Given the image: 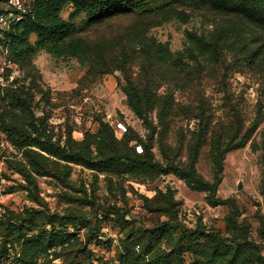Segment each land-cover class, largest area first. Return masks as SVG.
<instances>
[{
    "label": "trees",
    "instance_id": "obj_1",
    "mask_svg": "<svg viewBox=\"0 0 264 264\" xmlns=\"http://www.w3.org/2000/svg\"><path fill=\"white\" fill-rule=\"evenodd\" d=\"M3 3L8 0H0V15L5 12ZM202 10L226 17L225 24L217 22L207 33L188 30L189 45L182 51L173 52L168 41L151 33L152 28L172 19L188 22L193 13ZM14 11L20 18L8 29L0 26V55L8 47L13 60L27 70L29 82L20 83L16 78L4 87L0 84V129L21 153L10 164L24 176L31 194L38 191L37 176L70 184L72 164H78L105 174L111 188L115 177L147 183L173 174L191 190L205 192L208 204H226L229 211L224 230L208 226L200 217L190 225L181 216L182 202L175 189L167 184L165 189L158 188L153 200L142 195L145 209L158 217L151 226L135 217L126 218L121 208L114 207L119 234L116 257L111 261L96 257L88 244L106 242L95 228L89 225V233L82 238L75 230L77 219L70 213L35 207L13 212L0 222L4 226L2 246L6 249L23 242L20 264H34L39 252L52 255L43 264H56L53 260L57 258H63L62 264H264L263 210L259 239L249 221H239L235 199L218 196L226 155L245 147L264 121V91L250 126L227 91L220 109L197 95L187 101L176 95L192 90L201 79L200 58L217 65L226 52L233 51L251 69L264 71V58L256 57L260 48L253 46L244 29L250 23L264 30V0H28L25 11ZM102 27L109 29L96 36L89 34ZM39 49L57 57L77 58L87 67L80 82L119 71L118 85L125 103L147 131L146 138H136L142 152L126 137L129 127L121 138L116 125L101 115L96 117V130H86L82 139H74L69 132L63 144L54 140L35 108L41 101H51L33 63ZM181 120H194L195 125H177ZM173 131L174 143L170 140ZM205 145H209L212 179L197 168ZM155 147L161 157L156 156ZM251 148L257 150L258 145L252 141ZM262 165L264 196V158Z\"/></svg>",
    "mask_w": 264,
    "mask_h": 264
},
{
    "label": "rangeland",
    "instance_id": "obj_2",
    "mask_svg": "<svg viewBox=\"0 0 264 264\" xmlns=\"http://www.w3.org/2000/svg\"><path fill=\"white\" fill-rule=\"evenodd\" d=\"M1 5L4 6L5 12L0 16L3 15L9 25L14 24L19 16L9 4ZM70 10V7L66 9L65 15H68ZM225 19L226 17L213 10H202L193 13L188 22L172 19L152 28L151 33L162 41H168L172 51L178 52L189 45L186 37L188 30L207 33L217 22L225 24ZM107 29L102 27V30H92L89 34L96 36ZM244 29L248 31L253 46L260 48L256 57L264 58V30L250 23H246ZM31 40L34 42L35 36H32ZM200 61V66L203 67L199 68L202 69L201 79L192 90L177 91V97L187 101L197 95L220 109L224 91H227L233 103L239 105L246 119V126H250L256 114L257 102L264 91V71L251 69L244 62V57L233 51L226 52L217 65H209L204 58H200ZM33 63L41 73V83L51 100L49 103L39 102L35 107L36 114L45 120L48 133L54 140L63 144L69 132L74 139H82L86 130H96L98 115L103 116L113 126L119 121L123 122L130 128L126 137L131 138V142L137 137L146 138L147 131L141 120L124 101L125 94L118 85L119 71L105 74L95 81L88 79L80 82L87 73L84 64L74 57L54 56L45 49L34 53ZM0 76L3 78L0 81L3 87L16 78L20 83L29 82L27 70L13 60L8 47L3 48L0 55ZM39 97L37 95L36 100ZM218 113H221V110ZM177 125L194 127L195 122L181 120ZM124 132L116 133L122 138ZM170 140L175 142V131ZM252 141L258 145L257 150L251 148ZM154 151L157 157H161L158 147H155ZM208 152L209 145H205L201 149L197 168L206 178L212 179V164ZM20 158L21 153L10 144L6 134L0 129V222L11 217L13 212L20 213L33 207L62 214L70 213L77 219L78 229L75 230L82 238L89 233L90 225L95 228L99 238L106 241L102 246L97 245L96 240L88 242L96 257L110 261L116 257L119 227L113 220L114 207L121 208V213L127 214L126 218L135 217L151 226L158 217L145 209L142 195L153 200L158 188L165 189L167 184L175 189V196L182 202L181 216L188 224L195 225L200 217L208 226L222 230L225 228L224 218L229 206L208 204L205 192L191 190L182 179L173 174L162 175L147 183L136 182L127 176L115 177L111 188L105 174L72 164L70 184L61 183L51 176H37L38 191L33 190L31 194L24 176L10 164V161ZM263 158L264 121L245 147L231 150L226 155L223 180L218 188L219 197L235 199L240 211L239 221H249L253 235L259 239L258 231L262 229L264 210V196L261 191ZM239 183H242V187H239ZM3 241L4 226L0 224V264H20L23 242L14 246L9 244L5 249L2 246ZM48 259H52V255L39 252L34 258V264H43ZM78 261L79 258L76 262ZM53 262L62 264L63 258L54 259Z\"/></svg>",
    "mask_w": 264,
    "mask_h": 264
},
{
    "label": "built area",
    "instance_id": "obj_3",
    "mask_svg": "<svg viewBox=\"0 0 264 264\" xmlns=\"http://www.w3.org/2000/svg\"><path fill=\"white\" fill-rule=\"evenodd\" d=\"M28 0H8V4L14 9L20 10V11H25L27 7ZM20 18V15H18ZM0 26L2 29H8L10 25L8 22L5 20V17L2 15L0 16ZM3 78L0 76V81H2ZM116 130L120 132H124L127 130V127L125 124L121 121L117 122L116 124ZM136 149L138 152H142V146L136 143ZM264 212V210H263Z\"/></svg>",
    "mask_w": 264,
    "mask_h": 264
},
{
    "label": "water",
    "instance_id": "obj_4",
    "mask_svg": "<svg viewBox=\"0 0 264 264\" xmlns=\"http://www.w3.org/2000/svg\"><path fill=\"white\" fill-rule=\"evenodd\" d=\"M124 101H125V99H124ZM136 143H137L136 140L132 141V145H136ZM239 187H242V183H239ZM258 205H261V203H258Z\"/></svg>",
    "mask_w": 264,
    "mask_h": 264
}]
</instances>
